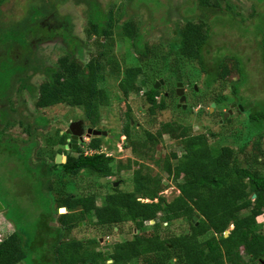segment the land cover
<instances>
[{
	"label": "trees",
	"instance_id": "1",
	"mask_svg": "<svg viewBox=\"0 0 264 264\" xmlns=\"http://www.w3.org/2000/svg\"><path fill=\"white\" fill-rule=\"evenodd\" d=\"M38 1H42L40 7L34 10L39 11L40 15L33 14L32 9L29 16L23 18L20 23L9 28L0 25V57L7 60L9 58V63L0 69L4 73L0 75V102L7 106L6 109H0V125L3 129H8L15 124L12 115L18 110L13 108L12 93L16 81H22V87H25L34 98L37 112L31 125L26 124L21 115V118L16 120L24 132L29 131V139L22 144L19 145L10 138L2 139L4 133L1 130L0 154L10 153L11 150L10 147L6 149L2 147L3 141L8 146L14 144V154L19 166L22 167V172L18 170L15 178L21 180L26 176L24 181L29 190V196L26 197L33 200L32 195L39 194L35 196V200L38 207L43 209L39 219L41 229L54 232L57 236L61 235L57 247H54V252L55 250L59 252H55L59 254V258L54 261L60 260L59 264L62 261V264H76L85 261L86 256L90 255L88 250L82 249L79 241L65 243L64 237L76 229L92 226L116 229L122 224L132 223L135 229L140 231L145 222L154 221V225H150L153 232L147 242L135 238L114 247V259L118 264H264V223H259L260 217L264 216L262 167L264 164L260 161L264 153L259 148L261 141L264 140V95L248 108L244 105L239 106L242 99L249 97L241 96V87L253 86L261 78L264 80V30L255 31L250 35V32L226 30L214 23L211 25L209 18L195 17H182L183 19L168 25L163 11L167 6L163 0H126V3L136 7L137 12L129 14L123 22L118 23L113 12H106L97 0H74L75 4L88 8L86 36L89 39L95 37L98 48L104 50L83 66L75 57V53L69 49L73 43L74 46L82 47V42L72 38L64 25L60 23L56 25L57 0ZM192 1V6L187 8L188 13H194V10L198 9L221 11L224 4L226 10L231 9L226 0ZM4 2L5 0H0V8ZM146 5H149L150 11L148 18L158 19L155 22L158 21L166 30L165 36L157 44H152L149 37L151 33L149 30L155 26L148 23L147 26L145 22L136 21V17L141 13L138 8ZM256 13L253 12L250 18H254ZM218 14L223 13L216 15ZM38 15L43 17L40 21L36 20ZM46 19H51L56 25L55 28L44 27L47 24H42ZM58 29H62V33L65 31L67 36L61 37L63 45L68 49L66 55L62 56L55 66L39 67L33 59L31 61L27 56L23 58L24 50L32 49L30 32L34 30L56 32ZM115 29L121 42L131 46L135 62L133 66H125L123 69L120 61L113 55L116 42L112 36ZM233 32L237 36H229L237 39L235 44L219 39V36ZM46 40L49 38L39 41ZM241 46L244 49L240 48ZM246 48L248 50H245ZM252 52L254 54H251ZM192 70L200 77L197 83L204 87L203 91L201 88V94H206L219 82H228L232 85L238 110L247 113L246 135L241 139L244 145L240 149L223 144L226 139L234 138L231 134L219 137L218 142L212 145L209 135L194 134L191 126H182L175 121L162 123L154 132L145 130L142 136L134 138L135 133L132 130L134 117L129 107L125 111L126 122H122L125 123L123 136H126L129 142L126 148L131 147L138 156L143 155L142 151L156 146L164 135H169L181 146L182 156L178 157L174 164L168 159L163 166V170L172 175L173 182L180 191L179 196L168 203L160 194L163 189L161 179L152 177L149 173L142 175V170L134 173L133 189L130 191L116 188L114 182L111 183L112 191L106 195V203L101 207L97 205L99 198L97 193L81 195L69 191L70 188L76 187L77 180L74 178L83 174L87 177L109 179L115 176V173L120 174L125 167L118 165L116 172L112 166L113 157L105 153L85 155L83 145L77 150H66L70 136L62 133V130H55L50 136L47 131L46 146L40 147L39 139H35L33 132L38 129L45 130L54 120L53 117L41 112L66 104L73 109L81 108L89 126L98 127L102 108L110 106L112 100L102 84L106 82L107 73L115 72L114 75H121L118 79L119 92L123 96L118 98L120 106L125 104L124 99L127 100L130 95H139L143 92L149 117L168 110L170 107L168 101L175 103L174 107L171 106L174 110L181 111L187 117L200 102L196 101L186 109L178 108L176 87L178 83L184 85L183 76H190ZM33 71L35 74L45 75L39 86H31L24 81V76L28 77L27 74ZM233 72H236L238 77L229 80ZM160 80H163L164 84L160 88H155L156 82ZM188 82L191 85V81ZM190 90L191 94L198 96L195 85L190 86ZM226 100L217 95L213 103H216L219 109L225 105ZM224 114L222 113V121L230 123L231 116L226 120ZM210 136L217 137L214 133ZM254 136L258 137L259 154L246 157L244 149ZM89 143L88 149H102L104 145L101 138H92ZM36 149L37 160H34L33 154ZM58 154L67 156L66 163H56ZM32 167H35L34 170L37 172L28 173L34 172ZM28 174L39 175V192L36 193L34 183H30L27 177ZM1 180L0 174V193L4 188ZM97 181L95 179L96 184ZM55 184L59 186L56 187ZM100 186L106 188L109 185L98 187ZM141 198L151 202L142 203L139 201ZM0 202L8 218L13 220L16 229L0 244V264H20L24 261L26 263L24 249L34 244V240L31 241L32 244L28 242L29 238L26 237L28 233L22 226L30 227V224L24 222L30 213H21L19 210L21 214H15L14 202L12 204L8 202L7 205L1 200ZM60 208H66L67 212L59 214ZM159 214L161 216H158ZM178 220L187 221L189 229L179 235L169 233L164 236L163 232L169 229L168 226ZM55 221L59 222V228L50 225ZM163 223L167 225L164 227ZM231 226L232 230L226 237L225 233ZM41 238L40 235L38 237L40 245ZM64 248V253L68 256L67 261L60 259L63 257ZM98 257L95 256L94 260L97 261Z\"/></svg>",
	"mask_w": 264,
	"mask_h": 264
},
{
	"label": "rangeland",
	"instance_id": "2",
	"mask_svg": "<svg viewBox=\"0 0 264 264\" xmlns=\"http://www.w3.org/2000/svg\"><path fill=\"white\" fill-rule=\"evenodd\" d=\"M52 1L54 2L55 0ZM97 1L106 12H113V15H115V19L116 21H118V23L123 22V20H125L129 14L137 12L136 7L134 5H129L128 3H126V0ZM163 1L167 6L163 11L165 12L164 17L165 20H167L168 25L179 21L182 17H195L197 19L209 18V22L211 25L214 23L222 29H234L236 31H243L247 33L250 32V35H253L255 31L257 32L258 30H264V0H226L225 2H227V4H229L231 7L230 10H226V4H224L221 11H204L202 9H198L196 11L194 10V13L187 12V8L191 7L193 4L192 0ZM41 2L42 1L38 0H5L0 8V25L3 28H9L14 24L20 23L23 18L29 16V11H31L32 9L34 10V8H39ZM55 2H57L58 4L56 10V18L58 19L55 18L56 25H58L59 23L61 25H64L66 30H68L69 32L68 34L72 38H76L82 42V47L79 48L78 46H74L75 43H73V45L69 46V49L71 52L73 51L75 53V57L77 58L79 63L85 66L93 57L97 56L99 52L104 51L98 48L95 37L89 39L86 36L85 30L86 26L88 25V8L81 4H75L74 0H57ZM148 6L149 5H146L143 8H138L141 10V13L136 17V21L138 23L145 22V24L148 23L155 26V28L149 30V32L151 31L149 37L152 44H157L165 36L164 34L166 30L162 27V24L158 23V21L155 22L158 19L153 20L148 18V16H150ZM163 11H161V14L163 13ZM227 11L228 13H226ZM220 12L223 14L216 15ZM253 12L257 13L255 14V17L251 19L250 16L251 14H253ZM39 13L40 12L37 10H34L33 12V14ZM39 15L36 18V20L38 21L43 18ZM119 16L121 17L118 20ZM241 17H243V19ZM156 18L158 17L156 16ZM65 20H68V22H66ZM51 21V19H46L43 21L42 25L47 24L44 25V27L53 29L56 25ZM61 31L62 29H58L56 30V32L36 30L30 32V34L32 33L30 35V39L33 43L32 49L24 50L23 58L27 56V58L29 57L31 61L33 59L39 65V67H44L46 65L55 66L58 60L62 56L66 55V49H68L63 45L64 42L62 41L61 37H66L67 35L64 30L63 33ZM117 33V29H115L114 35L112 36V38H114V41L116 42L113 50V55L117 57L118 61H120L121 67L124 69L125 66H133L135 62L131 46L128 43H122V40H120ZM233 33L219 36V39L235 44L237 42V39L229 36H237L235 32ZM43 38H49V40H46L44 42L39 41ZM232 38L233 40H231ZM65 40L67 41L68 39L65 38ZM258 40L260 41V38ZM240 48L244 49L243 46H241ZM245 50L248 49L246 48ZM251 54H254V52H252ZM1 57L0 69L5 64L9 63V58L7 60L5 59V57ZM38 65H36V67ZM192 71L193 72L190 73V76H183V80L186 83H184L183 85V89L187 98L185 102L186 108H188L189 105L194 104L196 101H199L200 103H198L197 106H195L191 110L187 117H185V114H182L181 111L174 110L171 106L174 107L175 103L170 101H168V104L170 106L168 110L158 113L154 117H149L147 115L148 106L144 101L143 92H141L139 95H130V98H127V100L124 99L125 102H123L125 104H122L123 107L120 106L121 103L119 102L118 98H122L123 96L121 92H119L118 79L121 78V75H114L115 72L107 73L108 76L106 82L103 83L102 86L106 88L112 100L110 106L102 108L101 120L98 124V127L96 128L98 130H106L112 136L108 138V136H110L108 135L107 137H101V139L104 144L102 150L106 154H109L114 158V162L112 164L114 170L116 171V167L118 165H121L125 168L122 169V172L120 174L115 173V176L110 177L109 179L87 177L83 174L79 176L80 179L79 177L74 178V180H77L76 187L70 188L69 191L73 194L81 195H83V193H97L99 195L97 205L101 207L106 203V195L112 191V189L110 188L111 183H119L116 188H120L124 191H130L133 189L134 173L138 170H142V175H146L147 173H149L152 177L156 176L157 178L161 179V185L163 189L160 194L166 199L168 203H171L177 196H179L180 191L178 190L176 184L173 182L172 175L165 169L163 170V166L165 164V161H167L168 159H170L171 163L174 164L176 160L179 159L178 157L182 156L183 150L181 149V146L179 145L178 141H176L169 135H164L157 142L156 146L151 147V149L142 151L141 154L143 155L138 156V153L134 152L131 147L126 148L129 142L126 140V136H123L124 134L122 131L125 123L123 124L122 122H126L127 117L125 111L129 107L131 108L134 117L132 121V130H134L135 133L134 138L142 136L145 130L154 132L155 130L159 129L162 123L175 121L178 124L180 123L182 126H191L193 128L192 132H194V134L205 133L209 135V140L212 145L218 142L219 137H224L231 134L234 138L230 136V140L226 139L223 144L240 149L241 146L244 145L241 139H244L246 135L247 126L245 125V121L247 118V113L244 111L240 112L238 110V102L237 98H235L234 96L232 85H230V83L228 82H219L216 83L206 94H201V88L203 91L204 87L202 84L197 83V80H200V77L196 74L195 70ZM2 73L3 72L0 71V75ZM27 75L28 77L24 76V81L26 82V84H30L31 86H39V84L44 81V74H35L33 71L29 72ZM237 77V73L233 72L230 75L229 80H235L237 79ZM188 79L191 81V85L188 82ZM263 81L264 80H262L261 78V80H257L253 86H249L246 88L241 87V96L249 97L242 99V101L239 103V106L244 105L245 108H248V106L255 104L256 99L263 98ZM22 84V81H16L12 93L13 108L15 107L18 110V112H15L12 115L15 124L8 129H3V127L0 125V132L3 131L2 133H4V135H2V139L8 140L10 138L12 139V141L19 143V145L29 139V131L24 132L23 128L18 124L16 120H19L22 116L25 119L26 124L31 125L32 119L37 115V112L35 110L34 98L31 97V94L25 87H22ZM194 85L196 87L195 90L197 91L198 96L191 94L190 86ZM217 95L227 99L225 101V105L223 104V107L219 109L217 108L216 103H213V99ZM213 104H215V106H213ZM6 108L7 106L0 102V109ZM212 109L213 111L211 113ZM216 109H218L217 113L215 112ZM229 110H232V114H230L226 118V120H228L231 116V121L230 123H226L225 121H222V113L226 114V112H228ZM41 113H45L46 115L54 118L51 125L45 128V130L38 129L37 131L33 132L35 139H39V145L42 148L46 146L45 134H48L47 131H49L48 135L50 136L55 130H62V133H64V131L69 128V125L72 122L83 120L86 124L88 123L84 119V111L81 108L73 109L66 104H61L59 106L47 109ZM212 133L216 134L217 137H211L210 134ZM86 140V142L90 141V139ZM257 141L258 137L254 136L251 141L247 143L244 149V153L247 154L246 157H251L250 155L253 154H259V148L264 153V140L261 141L259 148L257 145ZM4 142L5 141L2 142V147L5 149L10 147L11 150L9 151L10 153L3 152L2 154H0V174L2 175L1 181L4 183V188H2V192L0 193V200L4 202L5 205H7L8 202H10L11 204L14 202L15 207L13 211H15V214L17 213L19 215L22 212L30 213V216L24 219V222H26V224L28 225L30 224V227L22 226V228L28 233L26 235V237L29 238L28 242L32 244L31 241L34 240V244L30 245L27 249H24L26 250V263L23 260L24 262H21L20 264H59L58 262L60 260L58 262L54 261L56 259L58 260L59 258V254L55 253L59 252L56 250L54 252V247H57L61 235L57 236L54 232L44 231L41 229L42 224L39 219L43 209L39 208L36 203L37 201L35 200V196L37 194L32 195L33 200L30 199V197H26L29 196V190L28 188H26L27 185L24 181L26 176H24V178H21V180L19 178H15L16 173H19L18 170L21 171L22 167L19 166L16 154H14V144L8 146L6 142ZM37 154L38 150L36 149L33 154L34 160H37ZM72 154L75 155V153ZM172 155H175L176 157ZM62 156L64 157V154H62ZM253 159L255 160L256 157H253ZM260 161L264 164L263 156ZM262 167L264 172V165ZM32 169L34 170L35 167H32ZM35 171L37 172V170H34V172L28 173H35ZM27 177L29 178L30 183H34L36 193L39 192V175L28 174ZM53 178L55 179V177ZM95 179L98 180L97 184L95 183ZM41 183L44 184V182ZM99 185L109 186L106 188H102L100 186V188L98 187ZM55 186L57 187L59 185L55 184ZM139 201H141L142 203L150 202V200L146 198H141L139 199ZM155 201H157V199ZM19 210L21 211V213L18 212ZM158 216H161V214H159ZM28 220L29 222H27ZM259 223H264V216L260 217ZM13 224V220L8 218L5 210H1L0 236H4L5 238L9 234H11V232H13V230L15 229ZM83 224L85 225V223ZM50 225L55 228L60 227L58 221L53 222V225L50 223ZM150 225H154V223H152V221L150 223L145 222L144 227L140 231H137L132 223L122 224L116 227V229H109L99 226L93 228V226L87 227V225H85L87 228L83 227L82 229H76L69 236L73 240H83L84 235L88 231L93 235L98 234L97 236H101V239L104 240V243H102V245L100 244L99 246H96L97 250L103 251L107 248L108 251H111L116 244H121L125 241H130L135 238L143 239L146 240L144 242H147V239L150 238L153 232V230L150 228ZM166 225V223H163L164 227ZM168 227L169 229L166 232H163L164 236L169 233L179 235L189 229V224L185 220H178ZM230 230H232V226L227 232L229 233ZM57 234H59V232ZM40 235L42 237L41 245L40 240L38 239ZM90 248L92 247L90 246ZM64 252L65 248L62 250L63 257L61 256L60 259L63 258V260L67 261L68 256ZM111 256L114 257V254H111ZM114 264L118 263L115 261Z\"/></svg>",
	"mask_w": 264,
	"mask_h": 264
},
{
	"label": "flooded vegetation",
	"instance_id": "3",
	"mask_svg": "<svg viewBox=\"0 0 264 264\" xmlns=\"http://www.w3.org/2000/svg\"><path fill=\"white\" fill-rule=\"evenodd\" d=\"M179 99V98H178ZM77 122V121H76ZM78 122H81V127H79V128H76L75 130L76 131H82V132H84L83 133V141H82V145H85L87 142H84V140H86V139H89V137L87 136V130L88 129H93V130H98L97 128H93V127H90L89 126V124L87 123H85V122H83L82 120H79ZM66 131L67 130H65L64 131V133H66ZM98 131H101V132H107L108 133V135H110L109 134V132L108 131H106V130H103V129H99ZM110 137H112L111 135L110 136H108V138H110ZM90 138H93V137H90ZM94 138H96V137H94ZM97 138H101V137H97ZM90 141H91V139H90ZM89 141V142H90ZM56 217H58V216H56ZM52 225H53V223H52ZM72 234V233H71ZM98 234H95V235H93L92 233H90L89 231L84 235V239L83 240H77V239H74V240H76V241H79L81 244H82V249L83 250H88V252L90 253V255H88V256H86V259H85V261H80V262H77L76 264H114L115 263V259H114V257L113 256H111V254H114V256H115V249L113 248V250H109L108 251V249L106 248L105 250H103V251H98L97 250V248H96V246H99L100 244L102 245V243H104V240L103 239H101L102 237L101 236H97ZM4 236L3 237H1L0 236V244L4 241ZM73 239H71L70 238V236H69V234H67V236L66 237H64V241H65V243H69V242H71ZM73 240V241H74ZM125 242H127V241H125ZM124 243V242H123ZM122 244V243H121ZM116 245H118V244H116ZM116 245L114 246V247H116ZM90 246L92 247V248H90ZM94 247V248H93ZM95 256H99L98 257V259H97V261H95L94 259H95ZM85 258V257H84ZM104 262V263H103Z\"/></svg>",
	"mask_w": 264,
	"mask_h": 264
},
{
	"label": "water",
	"instance_id": "4",
	"mask_svg": "<svg viewBox=\"0 0 264 264\" xmlns=\"http://www.w3.org/2000/svg\"><path fill=\"white\" fill-rule=\"evenodd\" d=\"M164 84L163 80H160L158 82H156L155 88H160V86ZM196 88V87H195ZM176 97L179 98V104L178 107H183L186 108V95H185V91L183 89V83H178L177 87H176ZM213 106H215V104H213ZM241 107V106H240ZM213 109L211 110L212 113ZM230 114H232V110H229L225 116L224 119H226ZM81 122H73L70 124L68 130L66 131V134L70 135V144H71V148L73 150H77L78 148V143L83 141V133L82 131H76V128L81 127ZM87 136L90 137H107L108 133L107 132H101L98 130H93V129H88L87 130ZM56 163L57 164H63L66 163V157H63L61 155H58L56 158ZM119 183H114V186H118ZM256 196L254 195L253 198H255ZM3 205L0 202V211L3 209ZM64 211V212H63ZM60 213H65V209H60ZM152 223H154V221H152ZM228 232L225 233V236H228Z\"/></svg>",
	"mask_w": 264,
	"mask_h": 264
},
{
	"label": "clouds",
	"instance_id": "5",
	"mask_svg": "<svg viewBox=\"0 0 264 264\" xmlns=\"http://www.w3.org/2000/svg\"><path fill=\"white\" fill-rule=\"evenodd\" d=\"M227 113V112H226ZM76 122V121H75ZM78 122V121H77ZM73 123V122H72ZM71 124V123H70ZM70 126V125H69ZM68 130V129H67ZM68 135V134H67ZM70 136V135H69ZM71 138V137H70ZM94 138V137H93ZM97 138V137H96ZM89 139H92V138H89ZM87 140H84V142H86ZM68 145L66 146V150H68V151H71V150H73L72 148H71V144H70V139L68 140ZM89 144V141L85 144V145H83L82 146V142H80V143H78V147L79 146H82L84 149V153H85V155H93V154H99V153H105L102 149H88L87 148V145ZM71 149V150H70ZM78 149V148H77ZM106 154V153H105ZM58 155H61L62 156V154H58ZM57 155V156H58ZM107 156H110L109 154H106ZM57 156H56V158H57ZM64 157H66V161H67V156L64 154ZM111 157V156H110ZM151 202V201H150ZM4 207V206H3ZM4 209V208H3ZM2 209V210H3ZM60 209H63V208H60ZM60 209H59V214H65L66 212H67V209L66 208H64L65 209V213H60ZM56 217V216H55Z\"/></svg>",
	"mask_w": 264,
	"mask_h": 264
},
{
	"label": "bare ground",
	"instance_id": "6",
	"mask_svg": "<svg viewBox=\"0 0 264 264\" xmlns=\"http://www.w3.org/2000/svg\"><path fill=\"white\" fill-rule=\"evenodd\" d=\"M64 212V211H63Z\"/></svg>",
	"mask_w": 264,
	"mask_h": 264
}]
</instances>
